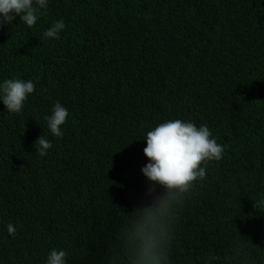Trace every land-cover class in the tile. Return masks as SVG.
<instances>
[{"label":"trees","instance_id":"obj_1","mask_svg":"<svg viewBox=\"0 0 264 264\" xmlns=\"http://www.w3.org/2000/svg\"><path fill=\"white\" fill-rule=\"evenodd\" d=\"M47 4L33 28L16 16L0 30V84H35L19 114L0 100V264H46L53 249L127 264L118 233L153 199L144 138L176 119L225 151L177 207L167 264H264V0ZM57 20L60 39H45ZM57 101L62 137L45 119Z\"/></svg>","mask_w":264,"mask_h":264},{"label":"clouds","instance_id":"obj_2","mask_svg":"<svg viewBox=\"0 0 264 264\" xmlns=\"http://www.w3.org/2000/svg\"><path fill=\"white\" fill-rule=\"evenodd\" d=\"M47 7V0H0V30L5 24H12L16 16L33 28ZM64 29V21L57 20L44 31L43 37L59 40ZM34 91L32 80L5 79L0 84V100L7 112L19 114ZM68 117V109L57 101L51 115L45 117L52 136H63L61 126ZM144 139L147 146L143 151L149 163L141 171L151 182L148 194L153 199L131 213L133 219L120 229L118 241L127 264H167L172 230L178 219L177 207L192 194L196 183L206 178L208 165L223 159L225 146L213 138L207 125L198 127L192 121L180 119L159 124ZM34 144L41 157L52 147L45 135ZM157 186L163 189L162 194H155ZM253 208L264 213V198L253 202ZM7 231L15 238L13 224L7 225ZM67 255L65 250L53 249L46 264H66ZM240 264H247L246 256Z\"/></svg>","mask_w":264,"mask_h":264}]
</instances>
